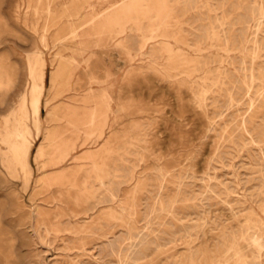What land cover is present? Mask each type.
<instances>
[{
  "label": "rangeland",
  "instance_id": "1",
  "mask_svg": "<svg viewBox=\"0 0 264 264\" xmlns=\"http://www.w3.org/2000/svg\"><path fill=\"white\" fill-rule=\"evenodd\" d=\"M262 14L264 0H0V264H212L233 238L221 264H264ZM35 51L46 90L25 156L10 109Z\"/></svg>",
  "mask_w": 264,
  "mask_h": 264
},
{
  "label": "bare ground",
  "instance_id": "2",
  "mask_svg": "<svg viewBox=\"0 0 264 264\" xmlns=\"http://www.w3.org/2000/svg\"><path fill=\"white\" fill-rule=\"evenodd\" d=\"M90 7V6H89ZM37 14V13H36ZM264 15V14H262ZM156 24V23H155ZM166 27V26H165ZM159 29V28H158ZM157 29V30H158ZM257 29V27H256ZM155 32V31H154ZM152 32V33H154ZM70 33L73 36H62L60 38H58V42H60L61 44H63L64 40L66 39H70L72 37H74V32L71 30ZM151 37V35H150ZM159 37V36H158ZM161 37V36H160ZM76 38V37H75ZM149 38V37H148ZM151 38H154L153 36ZM157 38V37H156ZM166 38V37H165ZM168 39V38H167ZM151 40V39H150ZM63 42V43H62ZM165 42V41H164ZM67 43V42H66ZM71 44V43H70ZM66 45V44H65ZM60 46V44H59ZM143 46V45H142ZM63 47V45H62ZM65 48V47H63ZM79 49V48H78ZM163 49V48H162ZM167 50V49H166ZM76 53V52H75ZM79 53V52H78ZM28 56V55H27ZM71 59V58H70ZM69 60V59H68ZM66 61V60H64ZM68 64H70L68 62ZM46 65V61L43 58V56L41 55V53L39 51H35L32 55H30V58L28 60V73H29V78H28V83L26 85V88H24L20 93H19V98H18V105L15 107H12L10 109L11 114L14 116V120L13 123L14 125H20L21 128L24 129V133L22 134V132L19 134L17 133V135L15 137H13L11 139V148L12 150L16 151L18 150L19 147L23 148V153L26 156L29 152V150L31 149L35 138L38 136V134L40 133L41 130V118H43V116L41 115V106H42V102L44 95H45V90H46V85H45V72H44V68ZM74 69V68H73ZM74 71V70H73ZM85 72V75L87 76V83L89 84L90 87H92L93 83H99L100 81L97 80L87 69V67H85V69L83 70ZM69 75V72H68ZM70 79V78H69ZM27 80V79H26ZM66 81V80H65ZM87 84V85H88ZM73 85V84H72ZM86 85V86H87ZM51 87V86H50ZM53 87V86H52ZM88 89L89 93L91 91L92 88ZM48 89V88H47ZM72 89V88H71ZM49 90V89H48ZM53 90V88H52ZM104 90H98V96H100L103 99V103L105 104V106L107 107V109L109 110L111 108L109 101L107 100V97H105ZM85 92V90H84ZM84 92L82 94H84ZM102 92V93H101ZM105 92V91H104ZM16 93V92H15ZM52 94V93H50ZM58 97V96H55ZM89 98H92L91 94H88ZM87 98V97H86ZM53 99V98H52ZM79 100V99H78ZM78 100L76 101V103L78 102ZM51 101V100H50ZM48 101V102H50ZM14 102V101H13ZM71 102V101H70ZM46 103V102H45ZM44 103V104H45ZM87 105V104H86ZM87 108V107H86ZM94 108V106H93ZM82 105H78L75 104V108H73L72 114L65 118L63 121L67 123V125H70L72 128H74V130H76V132L79 130V125H78V121L80 120V118L78 117V115L82 112ZM67 110V109H66ZM50 111V110H49ZM89 114L91 115V118L94 116L93 112L91 111V108H89ZM108 112V111H107ZM7 115H10L8 113H6ZM93 115V116H92ZM50 116V115H49ZM51 117V116H50ZM11 118V117H10ZM58 118V117H56ZM90 119V116H89ZM12 120V119H11ZM50 120V118H49ZM55 120V118L53 119ZM58 120V119H56ZM12 123V121H11ZM90 124V122H89ZM86 125V124H85ZM84 125V126H85ZM33 127L34 131H35V135L31 134V127ZM66 127V125H65ZM82 127V126H81ZM14 129V128H13ZM8 130V129H7ZM92 130V129H91ZM10 131V130H9ZM23 131V130H22ZM88 135V134H87ZM10 139V138H9ZM18 139L21 140L20 145L18 143ZM9 141V140H7ZM6 144V143H5ZM42 146V145H41ZM9 149V147H8ZM40 149V148H39ZM11 150L12 155L14 154V151ZM19 151V150H18ZM41 151V150H40ZM20 152V151H19ZM10 154V152H9ZM17 154V153H16ZM21 155V154H20ZM23 155V156H24ZM38 155V154H36ZM142 155V154H141ZM14 156V155H13ZM16 156V155H15ZM22 156V158H23ZM20 157V156H19ZM18 157V158H19ZM17 158V157H16ZM25 158V157H24ZM27 158V157H26ZM37 158V157H36ZM90 158V157H89ZM21 159V158H20ZM18 162V161H17ZM20 163V162H18ZM27 163V162H26ZM94 166V165H92ZM96 169V167H95ZM97 170V169H96ZM98 177V176H97ZM139 183V182H138ZM180 186V185H179ZM161 187V186H160ZM111 192V191H110ZM111 196H113V194H110ZM132 195V194H131ZM121 205V204H120ZM132 221V220H131ZM257 237L252 238L253 243H256ZM251 244V243H250ZM129 245V244H128ZM254 245V244H253ZM256 246V245H255ZM243 247V246H242ZM242 247L239 245L238 241L233 238L232 242L230 243V245L227 248L226 253L223 255V257L219 260L216 261V263H212V264H221L224 263V260L227 259H231V261L233 260L231 257H235L236 255H238V253L240 252V250L242 249ZM257 247L259 249H262V246L258 243ZM257 248V249H258ZM247 250V249H246ZM245 251V250H244ZM119 255V254H118ZM241 255V253H240ZM245 256V255H244ZM258 256V255H257ZM238 257V256H237ZM242 257V256H241ZM252 257V256H251ZM260 257V255H259ZM236 258V257H235ZM244 258V257H243ZM246 258V257H245ZM248 258V257H247ZM253 258V257H252ZM125 259V258H124ZM257 259V258H256ZM215 260V259H214ZM254 260V259H253ZM259 260V259H258ZM230 261V260H229ZM252 261V260H250ZM227 262V261H226ZM255 262V260H254ZM259 263V262H258ZM235 264H244V262H242V259H238ZM254 264V263H253Z\"/></svg>",
  "mask_w": 264,
  "mask_h": 264
}]
</instances>
